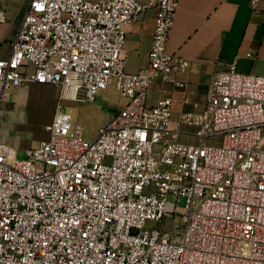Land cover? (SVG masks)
Listing matches in <instances>:
<instances>
[{"label":"built area","instance_id":"2783aa9c","mask_svg":"<svg viewBox=\"0 0 264 264\" xmlns=\"http://www.w3.org/2000/svg\"><path fill=\"white\" fill-rule=\"evenodd\" d=\"M27 1L0 105L29 84L82 103L113 87L126 104L89 140L60 103L25 160L0 149V264H264V75L217 72L174 126L173 99L147 98L188 69L167 50L179 0ZM150 8L149 67L130 72L125 27Z\"/></svg>","mask_w":264,"mask_h":264},{"label":"crops","instance_id":"0c3cea01","mask_svg":"<svg viewBox=\"0 0 264 264\" xmlns=\"http://www.w3.org/2000/svg\"><path fill=\"white\" fill-rule=\"evenodd\" d=\"M179 1L167 50L185 58L188 69L176 73L177 83L157 78L147 98L150 107L162 97L173 99L174 126L183 113L204 110L217 72L236 63L241 73L264 75V0H258L255 5L250 3L251 0ZM27 8V0L0 2V9L6 15L0 24L11 20L9 28H0V59L10 56L12 42ZM155 15V8H150L125 27L126 68L130 72L149 67ZM125 104L123 98L119 109Z\"/></svg>","mask_w":264,"mask_h":264},{"label":"rangeland","instance_id":"374dc122","mask_svg":"<svg viewBox=\"0 0 264 264\" xmlns=\"http://www.w3.org/2000/svg\"><path fill=\"white\" fill-rule=\"evenodd\" d=\"M3 1L6 0H0ZM10 25L9 19L0 24V28ZM61 95V89L54 85L29 84L11 91L0 105V149L14 153L20 161L25 160L26 149L49 137L47 126L60 103L72 113L73 122L82 125L85 137L95 139L100 127L123 102V97L113 87L100 93L91 103L62 100ZM179 205L184 207L186 199L181 198Z\"/></svg>","mask_w":264,"mask_h":264}]
</instances>
